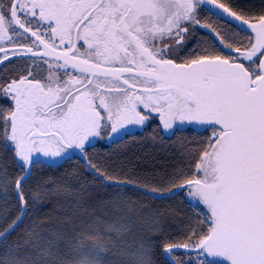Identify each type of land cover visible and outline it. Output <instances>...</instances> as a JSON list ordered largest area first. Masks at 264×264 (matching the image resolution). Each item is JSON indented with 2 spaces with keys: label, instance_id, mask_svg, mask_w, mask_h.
Segmentation results:
<instances>
[{
  "label": "snow or ice",
  "instance_id": "1",
  "mask_svg": "<svg viewBox=\"0 0 264 264\" xmlns=\"http://www.w3.org/2000/svg\"><path fill=\"white\" fill-rule=\"evenodd\" d=\"M213 17L247 25V44L234 46L235 34ZM200 28L214 38L197 51L188 41ZM5 37L11 48L0 43V63L27 59L0 82L8 101L0 105V153L19 168L13 174L0 160V190L14 188L20 202V215L0 228V264H153V242L133 245L127 236L159 231V220L123 189H158L86 158L92 138L144 125L153 113L165 130L177 123L210 130L189 161L195 171L163 178V188H183L206 210L183 240L164 238L165 257L182 248L188 260L175 264H264V8L256 14L230 0H7L0 3ZM77 150L93 177L117 191L83 207L82 183L74 208L91 220L70 238L40 220L9 242L28 212L32 169L42 157L54 163ZM41 195L38 184L32 200Z\"/></svg>",
  "mask_w": 264,
  "mask_h": 264
},
{
  "label": "trees",
  "instance_id": "2",
  "mask_svg": "<svg viewBox=\"0 0 264 264\" xmlns=\"http://www.w3.org/2000/svg\"><path fill=\"white\" fill-rule=\"evenodd\" d=\"M230 2L243 4L248 11L256 14L264 8V0H230ZM232 27L235 34L231 38L234 46H240L241 41L246 45L248 42L246 33L234 25ZM7 103L8 101L0 98V105ZM209 135L210 130L201 132L180 130L167 136L152 124L145 132L117 141L116 145L96 149L87 156V160L101 166L107 165L110 172L114 170L121 178L147 181L158 189L157 192L152 193L143 186L137 187L132 184L123 191L132 200L143 204L144 213L155 216L159 220V231L149 232L138 228L127 236L129 243L134 245L135 240L150 239L153 242L152 255L161 259L163 264L188 260L182 248L173 259H167L162 247L163 240L165 237L173 242L183 240V234L187 232L188 227H195L197 217L203 219V213L206 211L203 205L188 197L184 189L173 196L161 197L178 189L163 188L165 183L163 178L177 170H183L185 173L194 172V167L190 166L189 161L195 160L199 147L206 142ZM0 160L7 164L11 173L19 172L10 153H0ZM74 171L78 173V179H73ZM82 183L87 185L83 193L84 201V195L100 185V179L93 177V173L85 167L83 159L78 156L59 164L46 162L37 164L32 169L30 179L24 185V194L28 201L27 216L22 225L8 237L9 242L15 241L21 235L25 224L33 218L36 219L35 221H44L48 226L69 238L81 231L91 220V217L84 213L83 208L79 210L74 208ZM38 184L42 195L39 201L34 202L32 193L37 189ZM57 185H67L70 192L58 193ZM17 215H20V202L16 199L15 189L9 190L6 195L0 190V228L4 227L5 217L10 221ZM96 215L100 213L97 212ZM60 246L64 247L63 241L60 242ZM2 249L3 246L0 245V251ZM124 259L127 258L116 257V260ZM192 259L196 258L193 256Z\"/></svg>",
  "mask_w": 264,
  "mask_h": 264
},
{
  "label": "flooded vegetation",
  "instance_id": "3",
  "mask_svg": "<svg viewBox=\"0 0 264 264\" xmlns=\"http://www.w3.org/2000/svg\"><path fill=\"white\" fill-rule=\"evenodd\" d=\"M6 2H7V0H0V3H6ZM219 2L223 3V2H225V0H219ZM205 15H207V14H205ZM212 20H213L214 24H219L222 28H226L232 33L234 32V29L232 27L234 25L233 23L225 24L222 20H217L214 17L212 18ZM234 26H236V25H234ZM236 27L239 28L238 26H236ZM239 29H241V28H239ZM20 31H22V29ZM241 31H243L245 33H249L243 29H241ZM26 35H29V34H26ZM242 36H244V35H242ZM213 38H214V33H212L210 30L200 28L198 32L194 33L189 38L188 44L191 45L192 48L196 49L197 51H202L205 46H207L208 44H210L212 42ZM13 39L15 40L18 38L14 37ZM0 43H3L6 46H8L9 48H11V45L8 44L6 37L3 39H0ZM224 54H228V52L226 50H224ZM3 56H4V53L0 52V57H3ZM12 57L13 58H11V59L13 61H16L15 64H11V63H9V61H5L0 66V82H2L3 79L6 76H8L9 74H14L15 70L20 67V64L23 62V60L27 59V57H18V56H12ZM152 117L153 118L150 121L146 122L144 125H127L125 129L120 130L119 134L109 133V136L115 137L114 139H110L109 136H105L104 138H99V137L92 138L91 143H89L87 145V149H88L87 156L90 152H92L96 149H103L102 147H110L112 145H116L117 141H121V140L129 138V137H134V136H136L142 132H145V130L149 129L152 124L155 126L156 129H158L160 132H162L164 135H167V136H171L175 132L180 131V130H194L193 125L184 127L187 125V123L184 125H179L177 123V124L173 125V129L165 130L163 128V125L161 124V122L159 120L158 115L153 113ZM206 130H209V129H206ZM75 156H78V157L83 159V155L79 152V150H77L75 152H70V154L68 156H65L63 159H56L55 163L56 164L62 163L65 160L70 159V158L75 157ZM44 159H48V158H44ZM83 161H84V159H83ZM84 164H85V161H84ZM96 177L98 179H100V184L111 186L109 181H104L103 178L98 176V174ZM111 187H113V186H111Z\"/></svg>",
  "mask_w": 264,
  "mask_h": 264
},
{
  "label": "rangeland",
  "instance_id": "4",
  "mask_svg": "<svg viewBox=\"0 0 264 264\" xmlns=\"http://www.w3.org/2000/svg\"><path fill=\"white\" fill-rule=\"evenodd\" d=\"M117 189L108 185L100 184L98 185L95 189L92 191H88L84 195L85 200L83 201V207H88L89 205H94L96 201L101 200V199H108L114 192H116ZM89 216V215H88ZM36 219L33 218L32 220L28 221L24 228L23 231L33 223ZM21 232V234L23 233ZM113 260H116V256L110 257ZM152 261L153 264H163L161 259L156 258L155 256L152 255Z\"/></svg>",
  "mask_w": 264,
  "mask_h": 264
},
{
  "label": "water",
  "instance_id": "5",
  "mask_svg": "<svg viewBox=\"0 0 264 264\" xmlns=\"http://www.w3.org/2000/svg\"><path fill=\"white\" fill-rule=\"evenodd\" d=\"M220 11H222V10H220ZM225 16H226V14H225ZM227 19H229V20H231L232 22L231 23H233L234 25H236V26H238L239 28H241V29H243V30H245V31H247V32H249V33H251V29H248L247 28V25H241L240 24V22H238V21H235L234 19H232V18H227ZM254 35V34H253ZM224 50H226L228 53L230 52V49H224ZM234 54V53H233ZM11 58H13V57H11ZM7 61V60H6ZM5 61H3V63H4ZM1 64L2 63H0V66H1ZM191 125H193V127H194V130L195 131H198V132H201V131H205L206 129H208L207 128V126H200V125H196V124H187L186 126H184V127H187V126H191ZM200 126V127H199ZM42 160H43V162H46V163H53V162H51L50 160H48V159H44L43 157L41 158ZM83 159H84V161H85V156H83ZM56 162V161H55ZM54 162V163H55ZM110 184H111V182H110ZM181 190H183V188H178L176 191H174V192H172V193H170V194H168V195H166V196H161V197H169V196H173V195H175V194H177L178 192H180ZM154 195V194H153ZM28 213V212H27ZM26 216L27 215H25L24 217H23V221H22V223L24 222V220H25V218H26ZM22 223L20 224V225H22ZM18 229V227L16 228V230ZM15 230V231H16ZM14 231V232H15ZM14 232H12V233H14ZM11 233V234H12ZM174 264H175V262H174Z\"/></svg>",
  "mask_w": 264,
  "mask_h": 264
}]
</instances>
